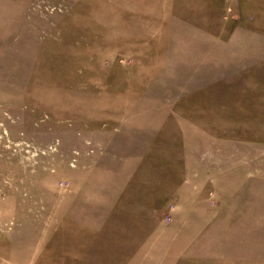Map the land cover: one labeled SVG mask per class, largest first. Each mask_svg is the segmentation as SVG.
Segmentation results:
<instances>
[{
	"label": "rangeland",
	"instance_id": "374dc122",
	"mask_svg": "<svg viewBox=\"0 0 264 264\" xmlns=\"http://www.w3.org/2000/svg\"><path fill=\"white\" fill-rule=\"evenodd\" d=\"M0 264H264V0H0Z\"/></svg>",
	"mask_w": 264,
	"mask_h": 264
}]
</instances>
